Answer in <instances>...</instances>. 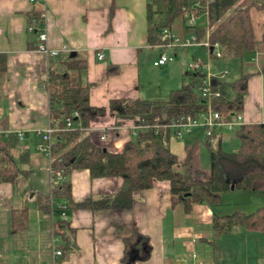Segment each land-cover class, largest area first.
Returning a JSON list of instances; mask_svg holds the SVG:
<instances>
[{"label": "crops", "instance_id": "0c3cea01", "mask_svg": "<svg viewBox=\"0 0 264 264\" xmlns=\"http://www.w3.org/2000/svg\"><path fill=\"white\" fill-rule=\"evenodd\" d=\"M146 1L114 0L111 7V0H0V52L7 59L0 76V128L17 138L12 154L21 170L13 182L0 183V264H122V238L132 228L149 238L151 252L146 259L133 252L129 264H215L213 214L251 212L264 204L262 193L205 191L204 201L186 210L182 202L172 204L168 181L156 180L149 189L134 194L128 209L74 208L64 199H52L48 213L38 208L36 195L50 191V159L38 150V131L49 125L48 97L41 83L49 69L61 67L69 51L84 54L92 106L108 107L114 99L166 100L171 90L186 85L181 68L172 60L153 64L161 49L147 43ZM39 8L44 10L43 24L30 32L27 14ZM261 21L264 27V13ZM42 27L47 33L45 44L58 51L56 56L36 49L37 31ZM174 31L184 33L183 27ZM263 31L258 35L254 31L256 39ZM97 53L103 54L102 60ZM253 55L254 51L248 54L242 71L251 73L241 111L244 123L264 121V73L260 70L264 56L253 61ZM108 64L116 65L117 71L108 74ZM117 120L109 110L92 120L88 127L91 142L121 152L136 125L133 119H123L114 127ZM191 131L169 139L170 150L177 156L173 169L182 174L202 171L200 178L207 180L210 163L206 165L203 141ZM235 137L221 130L207 144L214 140L216 148L235 151ZM230 144L233 150H228ZM70 181L73 202L113 195L122 184L119 176L91 178L86 169L72 171ZM24 206L29 212L28 226L11 234L10 212ZM215 244L217 264H264V237L258 231L235 226Z\"/></svg>", "mask_w": 264, "mask_h": 264}, {"label": "trees", "instance_id": "16d2710c", "mask_svg": "<svg viewBox=\"0 0 264 264\" xmlns=\"http://www.w3.org/2000/svg\"><path fill=\"white\" fill-rule=\"evenodd\" d=\"M194 1L207 4V25L212 27L208 40L211 44H219L223 57L242 59L254 51L257 45L264 52V31L256 39L251 20L252 9L264 12V0H147L148 45L155 47L160 44L162 28L174 31L176 19L182 20V7ZM113 3L114 0H111V7ZM43 14L41 8L29 12L28 26L33 24L34 29L39 28L43 24ZM204 30V27L199 28L201 37ZM60 63V68L48 70L41 83L47 92L49 126L53 128L50 168L57 172L52 177L49 194L36 195L37 206L43 212H50L52 199H64L74 208L128 209L134 202V194L149 189L156 180L168 181L172 204L182 202L186 210L193 203L204 201L205 191L221 194L241 190L248 196L255 193L264 195V121L243 123L235 131L238 140L235 151H227L220 146L210 149L209 177L202 180V171L182 174L173 169L177 156L170 150L169 139L174 132L164 127L180 116L197 115L207 109L192 84L171 90L166 100L114 99L108 107H96L89 102L91 83L85 79L84 54L69 51ZM6 65V55L0 52V76L5 73ZM260 70L264 73V65ZM116 71V65L108 64V74ZM250 75L242 72L233 80L213 77L210 86L219 95L212 98L211 108L227 119L241 113ZM107 110L118 119L114 127L119 126L123 119H133L135 122L134 134L121 152H110L90 140L89 123L105 115ZM65 117H70L73 123L69 129L65 127ZM212 136H206V145L207 139ZM16 140L12 134H0V183L13 182L21 172L12 154ZM79 169L88 170L91 178L119 176L122 178L121 187L113 195L87 197L73 202L70 175ZM28 221L27 206L12 209L10 233L24 230ZM235 226L258 231L264 237V204L251 212L235 210L226 214H213L211 244L215 264L218 263L219 255L216 240ZM122 242V264H129L135 251L140 259H146L151 252L149 238L134 228L126 232Z\"/></svg>", "mask_w": 264, "mask_h": 264}, {"label": "built area", "instance_id": "2783aa9c", "mask_svg": "<svg viewBox=\"0 0 264 264\" xmlns=\"http://www.w3.org/2000/svg\"><path fill=\"white\" fill-rule=\"evenodd\" d=\"M34 1V0H30ZM198 20H203L206 24L204 26V35L200 36L199 34V28L197 26ZM208 23V6L207 4H201L199 1H194L191 5H186L182 7V27L184 30V33L178 34L177 32L173 31L170 28H162L160 30V44L158 45L161 49V53L157 60L153 62L155 66H161L166 64L167 62L173 60V55H170L167 53L168 50H176L180 47H187L192 45H197L199 42H202L203 45L208 47L210 54H213L215 57L220 58L222 57V52L220 49V46L218 43L211 44L208 40V36L211 32L212 27H209L207 25ZM35 26L32 24L28 27V30L32 32L35 31ZM37 31V30H36ZM38 35V43L36 49L39 52H42L46 54L47 56H56L58 54V51L54 49H48L45 41L47 39V33L46 30L40 28L39 31H37ZM212 48V50H210ZM97 59L102 60L103 54L97 53ZM260 55L264 56V52L258 50L257 48L254 50V55L251 58L253 61H258V57ZM175 56V54H174ZM187 69L190 72H194L197 74H201L202 71V65L199 62L192 61L185 64ZM227 73H221L219 75H214L210 77L212 79L213 77H217L219 79L225 80ZM211 83V82H210ZM210 83L207 85H203L201 88H199L197 95L198 97L204 101L207 105V109L198 113L197 115H183L180 116L176 121L171 122L169 125L164 126L168 127L174 132L175 135H179L180 128L185 129L187 132H190L192 128L194 127H202L205 129L206 134L205 136H212L215 134V132L225 130L229 132H234L244 123L243 117L241 113L233 114L229 119H227L222 114L218 113L217 111L213 110L211 108V100L213 97H216L219 95V92L213 91L211 89ZM73 126V123L71 121L70 117H65V127L67 129L71 128ZM136 129V126L134 127V130ZM40 137H41V143L38 145V150L45 153L49 159H50V145L52 143V133L53 128L49 125L41 130L38 131ZM0 134L2 135H9L10 132L6 131L4 129L0 128ZM134 134V131H133ZM23 133L18 132L17 136L18 138H22ZM101 140L105 139V134L103 133L100 136ZM57 172L50 168V186L52 177ZM64 214L62 213V216ZM61 252L56 251L55 254L59 255Z\"/></svg>", "mask_w": 264, "mask_h": 264}, {"label": "rangeland", "instance_id": "374dc122", "mask_svg": "<svg viewBox=\"0 0 264 264\" xmlns=\"http://www.w3.org/2000/svg\"><path fill=\"white\" fill-rule=\"evenodd\" d=\"M252 21H253V26H254V31L255 34L258 35L262 30H264L263 23H262V15L264 12H258L255 10H252ZM206 24L204 23L203 20H198L197 26L198 27H204ZM175 28L182 27V20L181 18L176 19L174 23ZM202 38V37H201ZM258 48V45H257ZM259 49V48H258ZM168 54L173 55V60L172 63L178 65V67L181 68L184 83L186 84H192L193 90L196 93H199L198 90L201 88L203 85H207L211 82L210 77L214 75H219L221 73H227L225 79L226 80H232L236 77H239L241 72L243 71L244 65L248 62V54H246L242 59L240 58H229V57H220L217 58L213 54H210V51L208 47L202 44V42H199L197 45H192V46H187V47H180L176 50H168ZM175 54V56H174ZM196 61L199 62L202 65V71L201 74H197L194 72H190L185 64L188 62ZM241 63H242V68H241ZM191 73V74H190ZM192 131L195 136L198 135L199 138L203 141V150H205L206 156L205 162L206 165L209 166L210 159H209V151L208 147L211 149H215V141L214 140H209L208 144L206 145L204 143L205 141V134L206 131L202 127H194L192 128ZM191 131V132H192ZM227 131V134L229 136H234L235 131L229 132ZM179 136L183 137L185 135H188L189 133L183 129L180 128L179 130ZM172 137H175L174 133L171 135ZM235 139H237L235 137ZM207 147H206V146ZM229 148L228 150H231L233 148V145L230 144L227 146ZM233 150V149H232ZM208 162V163H207ZM205 180V179H202ZM235 195V194H232ZM233 198L231 196L230 199ZM255 208V206H254ZM250 209H247L246 211H249Z\"/></svg>", "mask_w": 264, "mask_h": 264}, {"label": "water", "instance_id": "95a60500", "mask_svg": "<svg viewBox=\"0 0 264 264\" xmlns=\"http://www.w3.org/2000/svg\"><path fill=\"white\" fill-rule=\"evenodd\" d=\"M210 50H212V48Z\"/></svg>", "mask_w": 264, "mask_h": 264}]
</instances>
